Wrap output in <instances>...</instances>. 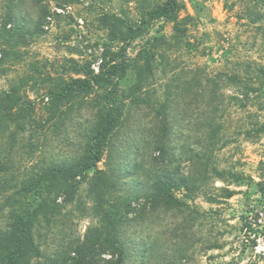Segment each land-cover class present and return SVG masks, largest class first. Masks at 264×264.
<instances>
[{
	"label": "rangeland",
	"instance_id": "obj_1",
	"mask_svg": "<svg viewBox=\"0 0 264 264\" xmlns=\"http://www.w3.org/2000/svg\"><path fill=\"white\" fill-rule=\"evenodd\" d=\"M38 1L19 4L23 19L10 22L17 0H0V100L6 93L17 100L10 111L11 101L0 102V235L10 228V210L31 212L46 196L43 186L15 191L81 153L106 102L118 125L104 155L86 178L77 177L71 202L58 195L52 213L36 217L41 254L28 264H76V249L94 240L88 231L100 221L88 179L96 169H106L114 184L106 197L116 216L129 201L134 208L116 228L123 264H264V0H177L185 19L179 31L151 17L165 0ZM103 58L124 61L125 70L50 107L52 89L98 72ZM218 72L248 74L257 90L236 100L237 87ZM210 142L214 148L204 151ZM159 146L164 152L154 160ZM196 152L209 156L199 167L208 175L190 190H173L185 206L150 208L153 178L175 171L192 177ZM224 187L236 193L225 197ZM95 244L86 257L116 256Z\"/></svg>",
	"mask_w": 264,
	"mask_h": 264
},
{
	"label": "trees",
	"instance_id": "obj_2",
	"mask_svg": "<svg viewBox=\"0 0 264 264\" xmlns=\"http://www.w3.org/2000/svg\"><path fill=\"white\" fill-rule=\"evenodd\" d=\"M27 1L28 0H17V2L11 6V9L8 10L6 14L8 21L13 22L23 19L22 16L15 12V9L19 4L23 5ZM31 1L39 2L38 0H29V2ZM179 10L180 5L177 0H165L162 4L154 6L150 14L151 17H163L174 22L175 30L179 31L180 25L185 22V19L179 18ZM46 13L47 11L45 14ZM160 39L164 40V37H160ZM149 59L145 62L146 68H151ZM125 67L126 64L124 61L117 62L114 58H110V60H105L103 58L98 72L94 73L91 69H88L84 77L72 78L63 82L59 88L52 89L50 92V107L58 109L76 96L89 94L96 85L111 83V78L116 75L118 70H125ZM218 74L227 77L229 81L237 87V91L241 97H235L236 100L247 99L251 92L257 90V87L252 83L248 74L244 76L237 73L229 74L226 72H218ZM215 82H217L216 79ZM204 90L205 87L202 86L198 92L199 100H203ZM213 91V88L209 91L211 96L215 94ZM11 97L12 94L6 93L4 97H2L3 99L0 100V102L3 103L11 101V103L6 106L7 111H10L17 102V100H9ZM210 100H215V98L212 97ZM241 105L244 107L245 104ZM113 109L115 108H113L111 104H106V102L100 106L96 118L89 128L90 133L88 134L84 150H82L81 153L71 160L60 161L45 167L37 176L36 180H30V182L23 184L20 189L15 191L18 193L21 191L30 193L37 191L38 187L43 186L46 196L40 200L39 204L31 212L10 210V216L12 218L9 224L10 228L0 235V264H28L31 258L41 254L34 240V221L38 215L47 216L52 213L57 206L56 197L58 195L63 194V201L66 203L74 199L78 182L76 180L77 177L86 178L87 170L96 167L97 163L104 155L105 147L108 145L111 132L118 125V114H114L112 111ZM215 143L216 142H210L202 147L204 151H211ZM158 150V155L153 157L154 160L164 152L162 147L158 148ZM203 156H205L204 158L206 159L209 158L205 152L203 154L196 152L192 155L191 160L195 158L196 160L198 159L196 163L198 169H196L197 171H195L192 177H188L176 171L173 173L162 172L154 177L150 184L151 192L147 198L150 203V208L155 209L161 207L165 210H181V207L185 206V203L181 202L173 194V190L178 188L190 190L194 187L197 180L208 175L206 166L199 170L200 165L203 163L201 162ZM207 162L208 161H206V164ZM212 172L223 178V170L212 168ZM108 176L109 174L106 169H96L94 175L88 179L89 188L96 196L94 210L97 212V217H99L100 222L89 228L88 233L94 239L90 241V245L85 246L87 244L86 241L81 245L82 248L76 249L79 256L76 264H123L125 259L116 228L118 224L129 221L128 212L134 208L131 206L132 202L129 201L125 206V211L122 216H116L118 211L116 204L110 202L109 197H106L114 187L111 179L108 181ZM42 183H44V185H42ZM223 191L225 197H231L236 193V190L228 187H224ZM50 195H52V197ZM111 208L115 211H112ZM95 243H98L97 247L100 249L103 248L104 250V248H110L111 253L116 254V256L113 257L112 255L108 259H102V261H97L92 256L86 257V253L84 252L85 249H93L96 245Z\"/></svg>",
	"mask_w": 264,
	"mask_h": 264
},
{
	"label": "built area",
	"instance_id": "obj_3",
	"mask_svg": "<svg viewBox=\"0 0 264 264\" xmlns=\"http://www.w3.org/2000/svg\"><path fill=\"white\" fill-rule=\"evenodd\" d=\"M96 70H98V69L96 68ZM263 206H264V204H263ZM261 215H262V213L259 212L258 221H261Z\"/></svg>",
	"mask_w": 264,
	"mask_h": 264
}]
</instances>
